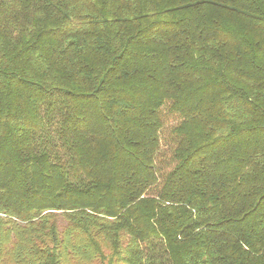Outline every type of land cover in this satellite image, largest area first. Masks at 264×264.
<instances>
[{
    "label": "trees",
    "instance_id": "1",
    "mask_svg": "<svg viewBox=\"0 0 264 264\" xmlns=\"http://www.w3.org/2000/svg\"><path fill=\"white\" fill-rule=\"evenodd\" d=\"M0 264H264V0H0Z\"/></svg>",
    "mask_w": 264,
    "mask_h": 264
}]
</instances>
